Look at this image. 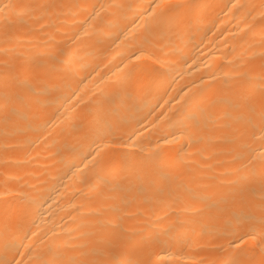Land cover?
<instances>
[{"label":"bare ground","instance_id":"bare-ground-1","mask_svg":"<svg viewBox=\"0 0 264 264\" xmlns=\"http://www.w3.org/2000/svg\"><path fill=\"white\" fill-rule=\"evenodd\" d=\"M0 264H264V0H0Z\"/></svg>","mask_w":264,"mask_h":264}]
</instances>
